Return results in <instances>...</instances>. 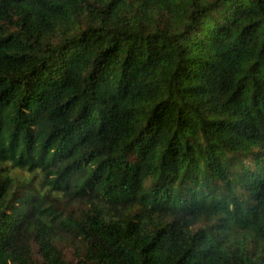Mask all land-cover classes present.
Returning <instances> with one entry per match:
<instances>
[{
    "label": "trees",
    "instance_id": "trees-1",
    "mask_svg": "<svg viewBox=\"0 0 264 264\" xmlns=\"http://www.w3.org/2000/svg\"><path fill=\"white\" fill-rule=\"evenodd\" d=\"M0 264H264V0H0Z\"/></svg>",
    "mask_w": 264,
    "mask_h": 264
}]
</instances>
